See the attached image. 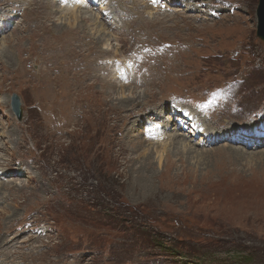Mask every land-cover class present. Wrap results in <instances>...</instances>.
I'll return each instance as SVG.
<instances>
[{
	"label": "rangeland",
	"instance_id": "374dc122",
	"mask_svg": "<svg viewBox=\"0 0 264 264\" xmlns=\"http://www.w3.org/2000/svg\"><path fill=\"white\" fill-rule=\"evenodd\" d=\"M111 1L0 0L8 264H264V135L205 132L264 123L259 0Z\"/></svg>",
	"mask_w": 264,
	"mask_h": 264
},
{
	"label": "bare ground",
	"instance_id": "6f19581e",
	"mask_svg": "<svg viewBox=\"0 0 264 264\" xmlns=\"http://www.w3.org/2000/svg\"><path fill=\"white\" fill-rule=\"evenodd\" d=\"M94 1H97V0H94ZM105 5L104 6H106V10H109V7H111L112 8V3H113V1H111V0H101ZM126 1V0H125ZM63 2H65V0H63ZM86 0H67V5L66 6H69V7H66V8H62V6H60V8H58V9H56L57 11H59L60 9H62L63 11L62 12H65V10L64 9H67V10H71V16H73V18H74V21H77L79 18H82V21L83 22H86L87 20V18L88 19H93L96 23V25H98L99 27L100 26H102V25H104L105 26V21H106V17L107 16H105L104 17V15L102 16V13H101V15H99V16H96L97 18H99L100 19V23L97 21V19H96V17L95 16H90L89 15V13H87V12H84V11H82V10H80L79 11V9L82 7L83 8V6H85L86 7ZM122 3V1L120 2V3H118V4H121ZM57 4H59V2L57 3ZM54 5V4H53ZM97 5V4H96ZM46 6V5H45ZM44 6V7H45ZM49 6V5H48ZM90 7V6H89ZM143 7V6H142ZM110 8V9H111ZM53 11H54V9H53ZM89 11V10H88ZM55 12V11H54ZM112 12H114V11H112ZM111 12V13H112ZM90 13H92V12H90ZM106 14V13H105ZM109 14H110V11H109ZM113 14V13H112ZM92 15H94L93 13H92ZM112 16V15H111ZM114 16V15H113ZM60 17H62V19L64 18V19H66L65 17L66 16H60ZM68 18V17H67ZM70 18V17H69ZM85 18V19H84ZM113 18V17H112ZM77 26V25H76ZM12 27V26H11ZM94 28V27H93ZM86 29V28H85ZM99 30H101L100 28H99ZM1 31H3L2 29H0V34H1ZM107 32V31H106ZM10 37H12L11 35L10 36H5L1 41H0V56H6V59L8 60V61H11L12 63L14 62V60L16 59V58H14L15 56L13 55V53H12V51H11V48H10V46H9V43H7V45H6V42L8 41V40H10L11 38ZM102 38V37H101ZM99 39V38H98ZM104 40L106 41L104 44H111V43H108L109 42V39H107V38H105L104 37ZM97 42V44H99L100 42H99V40H97L96 41ZM5 45V46H4ZM113 48V47H112ZM108 49H110V46L108 45V47H103V50H104V52L107 54V53H109V51H108ZM11 51V52H10ZM111 53H112V51H111ZM105 54V55H106ZM3 58H5V57H3ZM107 63V65L109 64V62H105V64ZM21 65V64H20ZM105 69H106V67H105ZM104 69V70H105ZM26 70V69H25ZM97 79H104V80H106L107 81V79H106V77L104 78L103 76H101L100 74L98 75V78ZM110 85L111 84H116V82H114V81H109L108 82ZM122 88H124V86H122ZM132 92V91H131ZM139 93V95H140V92H138ZM130 94V93H129ZM133 95V94H132ZM135 97V96H134ZM140 97H141V95H140ZM123 98H127V96H123ZM136 98V97H135ZM137 98H139V97H137ZM128 101H129V99L128 100H124V102H122V104L123 105H125L126 103H128ZM135 101V99L133 98V100H130L129 101V104H131V103H133ZM165 119V118H164ZM140 121V120H139ZM258 126H259V128H257L258 130H256V128H253V129H250V128H241L240 130L239 129H237V128H235V129H232V130H225V131H222V132H220V131H217V130H215V129H213V128H209L208 126L206 127V129H205V132L208 134V136L206 137L207 139H209V140H212V141H219V140H221V139H224V140H226L227 138H231V139H234V140H237V138H242L243 139V141L244 142H246V144H253V140H252V138L250 137V136H248L247 135V133L248 134H263L264 135V123L263 124H257ZM169 128L170 127H167V126H163L162 127V133H163V130L165 131V133L166 132H168V131H170L169 130ZM161 130V129H160ZM152 130H150V132H151ZM172 131V130H171ZM158 132H161V131H158ZM158 132H157V134H158ZM156 133V132H155ZM178 134V133H177ZM176 134V132L175 133H173V135L174 136H176L175 138H179L178 137V135ZM243 134L245 135V137H243ZM5 135V134H4ZM160 135V134H159ZM159 135H157V136H155L154 137V139H157L158 137H159ZM164 135V134H163ZM166 136V135H165ZM262 137V136H261ZM205 138V139H206ZM247 139H250V141L249 140H247ZM184 141L183 139H181V138H179V140L177 141V144L181 147L180 149H182V150H185V151H187L186 149H191V148H193L190 144H188V143H185V141L184 142H182V141ZM139 142V141H138ZM209 145V144H208ZM2 146V145H1ZM247 145H244L243 147H246ZM256 146H258V145H256ZM194 149H196V148H194ZM231 154H233L234 156H235V158L236 159H238V160H243L244 158V161H246V163L248 164V163H250V159H252V160H254V158L253 157H251V156H246L245 154H246V151H244V149L243 148H236V147H229V150H228ZM157 152V151H156ZM250 157V158H249ZM162 159V157H160V160ZM258 159H260V157H258ZM148 162L149 163H152L153 161H152V159H148ZM168 165V164H167ZM171 167H173V162L171 161L170 163H169V168H171ZM19 168V167H18ZM145 169H146V167H142V171L143 172H139L138 171V174H137V178L139 179V180H143V181H147L149 178L147 177V176H145V174H144V172H145ZM185 169V168H184ZM2 172V169L0 168V173ZM12 176H15V175H12ZM27 240H31V238L29 237ZM27 240L26 241H24V242H22V239L19 241V242H12L13 240H9V238H6V239H3V237H2V239H0V254H1V256L2 257H0V262H1V264H8L9 262H11V261H13V259L11 258V254H12V252H13V250L11 249L13 246H16V245H19V244H22V243H25V242H27ZM20 246V245H19Z\"/></svg>",
	"mask_w": 264,
	"mask_h": 264
},
{
	"label": "water",
	"instance_id": "95a60500",
	"mask_svg": "<svg viewBox=\"0 0 264 264\" xmlns=\"http://www.w3.org/2000/svg\"><path fill=\"white\" fill-rule=\"evenodd\" d=\"M257 19H258V24H257V35L258 37L263 40L264 42V0H259L258 6H257ZM13 104L15 106V109L17 113L19 114V117H21V107H20V98L17 94L14 95L13 97Z\"/></svg>",
	"mask_w": 264,
	"mask_h": 264
}]
</instances>
